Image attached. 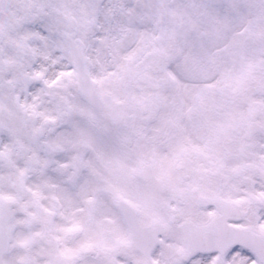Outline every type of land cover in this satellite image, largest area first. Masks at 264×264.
Instances as JSON below:
<instances>
[{
	"label": "snow or ice",
	"instance_id": "snow-or-ice-1",
	"mask_svg": "<svg viewBox=\"0 0 264 264\" xmlns=\"http://www.w3.org/2000/svg\"><path fill=\"white\" fill-rule=\"evenodd\" d=\"M0 264H264V0H0Z\"/></svg>",
	"mask_w": 264,
	"mask_h": 264
}]
</instances>
